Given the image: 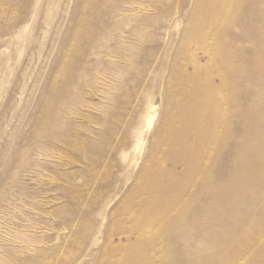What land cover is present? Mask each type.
<instances>
[{"label":"rangeland","instance_id":"374dc122","mask_svg":"<svg viewBox=\"0 0 264 264\" xmlns=\"http://www.w3.org/2000/svg\"><path fill=\"white\" fill-rule=\"evenodd\" d=\"M0 264H264V0H0Z\"/></svg>","mask_w":264,"mask_h":264}]
</instances>
